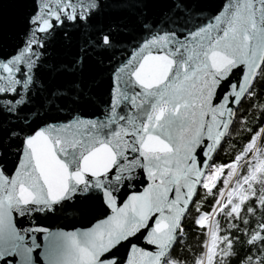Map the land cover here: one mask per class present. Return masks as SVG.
<instances>
[{
  "label": "water",
  "instance_id": "obj_1",
  "mask_svg": "<svg viewBox=\"0 0 264 264\" xmlns=\"http://www.w3.org/2000/svg\"><path fill=\"white\" fill-rule=\"evenodd\" d=\"M33 6L0 0V57L29 81L0 116V186L26 221L87 233L86 264H164L263 62L264 0H99L75 21L36 0L30 26Z\"/></svg>",
  "mask_w": 264,
  "mask_h": 264
},
{
  "label": "trees",
  "instance_id": "obj_2",
  "mask_svg": "<svg viewBox=\"0 0 264 264\" xmlns=\"http://www.w3.org/2000/svg\"><path fill=\"white\" fill-rule=\"evenodd\" d=\"M258 139L264 148V59L247 93L238 104L234 119L210 167L221 175L211 189L199 187L182 221V234L172 246L164 264H201L205 243L211 240L206 264H264V163L247 174L252 160L245 145ZM242 161L232 182L246 180L211 221V238L202 217L209 214L226 185V172L237 156ZM222 168V169H221ZM251 175V176H250ZM256 239H253V237ZM252 240V243L249 241Z\"/></svg>",
  "mask_w": 264,
  "mask_h": 264
},
{
  "label": "snow or ice",
  "instance_id": "obj_3",
  "mask_svg": "<svg viewBox=\"0 0 264 264\" xmlns=\"http://www.w3.org/2000/svg\"><path fill=\"white\" fill-rule=\"evenodd\" d=\"M58 6L67 3L68 7H61V12L71 14L66 16L67 21H75L77 18L84 20L87 14L98 7L99 0H55ZM33 11L28 14L27 23L31 26L38 22L36 17V0H33ZM59 22L65 20L64 16L58 17ZM181 16L178 19H182ZM56 19L52 21L53 26H56ZM190 22V21H189ZM7 21L0 17V29L4 27ZM179 27V25H177ZM177 35L182 34L173 30ZM102 41V40H101ZM102 44L105 45L103 42ZM0 57V116L15 117L17 113L23 108L21 96L26 98L24 87L29 85L26 80V67L24 63L18 66H13L9 61L11 56ZM239 70V69H237ZM114 85H110L109 93ZM81 90V86H77ZM91 91V86L84 92L88 97ZM24 101V100H23ZM7 123H17L15 119L7 121ZM32 123V121H28ZM7 126V125H5ZM12 135H16L13 133ZM17 151V149H14ZM2 163V161H0ZM16 169V164L12 165V170ZM5 169L0 168V172ZM11 175V172L9 173ZM14 192L11 187L8 188L7 194L3 186H0V262L2 264H37L34 253H37L41 248V243L49 241L44 250L40 251V259L38 264H58L56 260L57 248L61 247V252L66 259L64 264H86L89 259L86 252V244L88 242V234L84 233L78 236L76 232L68 233L52 232L50 228L34 222V219L25 220V217H35V213L31 210H24L17 204L13 198ZM67 200V199H66ZM65 201V200H64ZM68 209H73L71 203ZM54 209H47L53 211ZM43 214V213H41ZM19 218L22 223H17ZM264 230V225H261ZM253 239H256L254 236ZM57 242H62V246ZM252 243V240L249 241ZM118 247V245L116 246ZM116 247L110 249L107 253L103 254L101 258H115L117 256Z\"/></svg>",
  "mask_w": 264,
  "mask_h": 264
},
{
  "label": "rangeland",
  "instance_id": "obj_4",
  "mask_svg": "<svg viewBox=\"0 0 264 264\" xmlns=\"http://www.w3.org/2000/svg\"><path fill=\"white\" fill-rule=\"evenodd\" d=\"M263 151H260L259 147H258V139L255 137L254 139H252L247 145H245V149L244 152L245 153H250L252 157L250 166H249V171L247 174H251L254 171L258 170V167L260 165H262L264 163V148H262ZM242 157L243 154L240 156H237L236 159L231 163V165L229 166V172H226L225 174V178H226V185L224 187V189L222 190L220 196L218 197L216 204L217 205L219 203V209L223 208L224 205L232 199V197L234 196V194L237 193V191L239 190L240 186H242L246 180H236L234 182H232L231 180L233 179V173L234 170L240 165L241 161H242ZM222 169V168H221ZM224 174V172H222V170H218V169H214L212 167H210V170L206 172L200 186L206 189H211L212 187L215 186L216 182L219 180V178L221 177V175ZM250 175V176H251ZM223 195V198H222ZM218 209V210H219ZM213 217H210V214H204L202 217V222L203 225L206 226L209 230H208V237L211 238V221L210 219H213ZM210 248H211V240L208 239L205 243V251H204V259H205V263L204 261L201 264H206V260H207V256L210 252Z\"/></svg>",
  "mask_w": 264,
  "mask_h": 264
},
{
  "label": "built area",
  "instance_id": "obj_5",
  "mask_svg": "<svg viewBox=\"0 0 264 264\" xmlns=\"http://www.w3.org/2000/svg\"><path fill=\"white\" fill-rule=\"evenodd\" d=\"M239 166L234 170V174L236 173V171L238 170ZM233 178V177H232ZM223 198V195H222ZM219 203L217 205L214 206L213 210L209 213L210 217H213L215 215V213L217 212V210L219 209ZM207 214V215H209ZM210 221H212V219H210Z\"/></svg>",
  "mask_w": 264,
  "mask_h": 264
},
{
  "label": "bare ground",
  "instance_id": "obj_6",
  "mask_svg": "<svg viewBox=\"0 0 264 264\" xmlns=\"http://www.w3.org/2000/svg\"><path fill=\"white\" fill-rule=\"evenodd\" d=\"M222 144V143H221Z\"/></svg>",
  "mask_w": 264,
  "mask_h": 264
}]
</instances>
